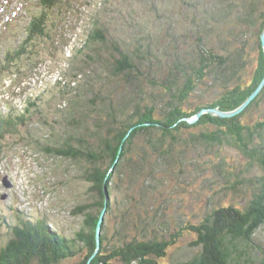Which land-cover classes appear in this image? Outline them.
<instances>
[{"label": "rangeland", "instance_id": "obj_1", "mask_svg": "<svg viewBox=\"0 0 264 264\" xmlns=\"http://www.w3.org/2000/svg\"><path fill=\"white\" fill-rule=\"evenodd\" d=\"M231 1L55 0L47 13V36L24 49L19 60L14 53L20 50L32 16L40 13V2L0 0V60L10 51L15 61L14 66L0 69V115L24 117L15 133L0 143V246L11 237V227L23 220L47 219L52 229L68 239L86 231L85 215L72 212L98 201L84 178L92 164L85 159L48 154L46 148L69 145L85 152V142L98 146L92 132L98 130L99 124L102 126L111 106L115 112L124 107L130 113L131 102L154 104L155 118L161 119L170 106L162 82L175 74L172 66L178 61L183 65L192 61L198 46L194 36L197 30H201V36L205 34L203 42L208 48L213 45L216 54L221 52L216 33L209 30V25L215 27L212 17L220 18L222 12L236 13L235 9L230 10ZM204 20L208 21L207 26L201 25ZM194 22L197 26H192ZM220 26L223 29L224 25ZM230 27H224V35ZM90 35L94 40L85 45ZM116 50L133 53L132 61L141 74L135 72L127 78L115 74L114 62L119 58ZM254 50L250 51L242 86L251 84ZM263 80L264 77L236 109L260 88L257 94L232 117L204 112L193 123L186 121L202 110L220 111L212 107L184 119L194 125L206 115L221 119L240 115L237 123L243 128L235 129L229 124L223 133L215 126L196 127L175 142L168 140L175 155L185 157L182 166L178 162L180 155L175 160L159 162L151 155L143 162L136 161V168L126 164L123 176L113 175L112 210L104 217L102 231L107 254L113 246L120 247L138 237L142 228L145 238L157 240H169L181 232L166 256L158 261L183 264L199 253V248L193 246L195 234L181 230L184 225L199 223L219 207L247 206L260 187L264 166L257 156L243 155L233 139L241 130L239 138L248 148H264ZM177 81L181 86L184 80ZM207 82L211 84L210 80ZM208 83L198 85L182 109L191 111L216 101L224 89ZM259 122L263 127L254 130L252 127ZM229 129L234 133L229 134ZM202 133L207 138L191 139L190 134ZM138 144L144 145L143 140L139 139ZM253 240L258 252L250 264H263L264 225ZM84 254L85 251L59 264H80ZM111 264L120 263L113 260Z\"/></svg>", "mask_w": 264, "mask_h": 264}, {"label": "trees", "instance_id": "obj_2", "mask_svg": "<svg viewBox=\"0 0 264 264\" xmlns=\"http://www.w3.org/2000/svg\"><path fill=\"white\" fill-rule=\"evenodd\" d=\"M38 2H40V13L32 16L26 27V37L20 50L14 53L19 60V54L24 49L33 47L35 41L47 36V13L53 9L55 0H38ZM231 9L236 10L234 15L230 11L227 14L222 12L220 18L212 17V21L216 23L215 27L209 25V30L216 33L214 36L217 38L220 53L216 54L213 45L207 47L203 42L205 34L199 35L198 32H201L199 29L194 32L198 46L192 61L183 65L184 62L179 63L177 60L178 62L172 66L175 74L171 75V79L162 82L164 93L169 97L170 106L161 119L155 118L156 106L154 104L139 105L134 101L130 104L133 112L128 113L124 107H120L121 111H117L118 114L115 112V107L111 106L105 119L102 120V126L100 127L99 124L98 130L92 132L93 139L99 142L98 146L85 142V148H88L85 152L69 145L66 148H46L45 151L48 154L71 160L85 159L92 164L84 178L96 192L98 201L84 204L72 212L73 215H85L86 231L78 233L76 238L68 239L61 235L55 228L52 229L51 224L44 218L35 221L23 220L18 225L12 226L11 237L4 246H0V264H59L83 251L85 254L80 264H111L113 260H117L120 264H161L158 260L166 256L168 247L176 242L181 232L170 236L169 240H157L156 238H145L144 228H142L138 237H132L129 242L123 243L120 247L113 246L107 254V248L104 246L106 237L102 233L103 221L100 225L101 234L98 247L97 225L102 212L105 210L104 220V217L112 210L110 196L113 189V175L123 176L126 164L133 167L136 161L143 162L151 155L158 162L165 159L175 160L180 154L175 155L174 146L169 141H177L186 131L189 132L196 127L215 126L218 130L221 128L223 133L226 132L229 124H232L235 129L244 127L240 122L237 123L240 115L232 119L212 118L206 115L194 125H189L184 121L196 115L203 108L215 107L224 112L236 109L264 77V54L260 40L264 29V0H232ZM203 24L207 26L209 23L204 20L201 25ZM220 24L224 25V30ZM194 25L197 26L195 22L192 26ZM229 25L231 30L224 35L226 30L224 27ZM198 27L203 28L200 25ZM192 29L194 30L195 27ZM93 40L90 35L85 45ZM237 42L239 46L235 47ZM252 49H255L253 82L242 86L243 74L249 65V54ZM116 52L119 58L114 62L115 74L126 78L134 76L135 72L141 74L132 61L133 53H129L128 50H116ZM146 52L149 55V47ZM11 55L8 51L6 60H0V69L15 65L14 57ZM8 57L11 58L8 59ZM142 58L146 60L145 57ZM180 78L184 80L181 86L177 84ZM208 80L211 84L207 82ZM206 83L210 86L220 85L224 89L219 98L211 104L196 106L191 111L182 109L198 85ZM127 106L128 103L125 107ZM23 123V116L13 118L0 115V143L5 141L8 135L15 133L17 125ZM257 127H263V123L259 122L252 128L256 130ZM246 129L247 127L244 128ZM241 132L237 130L233 139L238 150L243 155L257 156L264 166V148H255L256 150L248 148L244 139L239 138L242 135ZM228 133L233 134L234 131ZM190 136L192 140H195L194 138L205 135L202 133L200 136L193 134ZM139 139L143 140L144 145L138 144ZM208 139L213 141V139ZM184 142L187 144V140ZM184 158L180 155L178 162L181 166ZM95 211L96 214H94ZM263 225L264 174L258 191L254 193L253 199L245 208L241 209L231 205L219 207L206 215L199 223L186 224L181 228V230H188L195 234L196 239L193 246L199 248V253L183 264L254 263L253 256L258 251L253 238Z\"/></svg>", "mask_w": 264, "mask_h": 264}, {"label": "water", "instance_id": "obj_3", "mask_svg": "<svg viewBox=\"0 0 264 264\" xmlns=\"http://www.w3.org/2000/svg\"><path fill=\"white\" fill-rule=\"evenodd\" d=\"M260 40H261V46H262V49L264 50V30L260 36ZM264 82V80H263ZM260 88H258L252 95L251 97L243 104H247L251 101V99L257 94V92L259 91ZM241 106V108L239 109H236L234 111H231V112H220V111H217L215 109H206V110H202L200 111L193 119H186V121L188 123H193L196 119H198L200 117V115L204 112H208V113H212L214 115H217L218 117H221V118H228V117H232L236 114H238V112L243 109L244 106ZM104 213H105V210L102 212L101 214V217H100V220H99V223L97 225V231H96V241H97V247L99 246V237H100V225L103 221V216H104Z\"/></svg>", "mask_w": 264, "mask_h": 264}]
</instances>
